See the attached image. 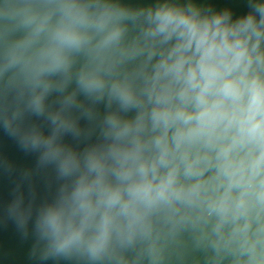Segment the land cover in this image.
Returning a JSON list of instances; mask_svg holds the SVG:
<instances>
[{"label": "clouds", "instance_id": "obj_1", "mask_svg": "<svg viewBox=\"0 0 264 264\" xmlns=\"http://www.w3.org/2000/svg\"><path fill=\"white\" fill-rule=\"evenodd\" d=\"M242 5L0 0V133L35 157L0 152V212L37 264H264V0Z\"/></svg>", "mask_w": 264, "mask_h": 264}, {"label": "water", "instance_id": "obj_2", "mask_svg": "<svg viewBox=\"0 0 264 264\" xmlns=\"http://www.w3.org/2000/svg\"><path fill=\"white\" fill-rule=\"evenodd\" d=\"M133 3L143 2V0H130ZM199 3L206 6H213L215 8H223L225 6L234 9L242 8V0H198ZM0 152L7 155L13 160L18 167H28L34 165L35 157L25 155L21 152L13 141L0 133ZM18 177L16 175L9 176L0 172V209L11 201L14 195V190ZM27 194V189L25 188ZM46 195L43 188L39 192L42 198ZM33 237L29 235L24 238L17 230L15 224L6 219L2 212H0V264H37L35 260L30 257V251L33 245ZM43 264H57L56 261L48 260ZM64 264V262H59Z\"/></svg>", "mask_w": 264, "mask_h": 264}]
</instances>
